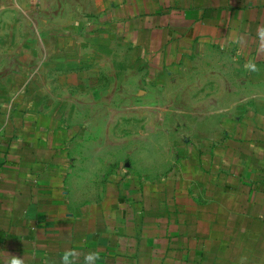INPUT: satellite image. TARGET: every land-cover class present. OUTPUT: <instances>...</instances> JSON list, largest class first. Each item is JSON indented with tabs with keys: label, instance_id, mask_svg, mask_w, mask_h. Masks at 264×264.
<instances>
[{
	"label": "crops",
	"instance_id": "1",
	"mask_svg": "<svg viewBox=\"0 0 264 264\" xmlns=\"http://www.w3.org/2000/svg\"><path fill=\"white\" fill-rule=\"evenodd\" d=\"M96 7L110 8L105 23L151 70L231 55L247 72L241 104L249 106L228 118L217 143L183 150L167 178L114 177L91 199L74 183L76 134L55 114L37 112L35 95L0 97V251L26 264H59L68 249L81 262L95 250L99 264H264V45L256 35L264 0H98ZM249 59L259 71L245 70Z\"/></svg>",
	"mask_w": 264,
	"mask_h": 264
},
{
	"label": "rangeland",
	"instance_id": "2",
	"mask_svg": "<svg viewBox=\"0 0 264 264\" xmlns=\"http://www.w3.org/2000/svg\"><path fill=\"white\" fill-rule=\"evenodd\" d=\"M97 1L0 0V97L35 95L37 112L76 134L74 183L91 199L114 177L167 178L183 150L217 143L228 118L249 106L241 104L249 78L234 57L151 70Z\"/></svg>",
	"mask_w": 264,
	"mask_h": 264
},
{
	"label": "clouds",
	"instance_id": "3",
	"mask_svg": "<svg viewBox=\"0 0 264 264\" xmlns=\"http://www.w3.org/2000/svg\"><path fill=\"white\" fill-rule=\"evenodd\" d=\"M256 35L261 44L264 45V25L257 28ZM244 68L248 72L259 71L256 62L253 59L247 60L244 64ZM0 260L3 261V264H26L25 257H20L4 251H0ZM100 261V253L95 250L87 252L81 262L80 254L74 249H68L61 255L59 264H99Z\"/></svg>",
	"mask_w": 264,
	"mask_h": 264
}]
</instances>
